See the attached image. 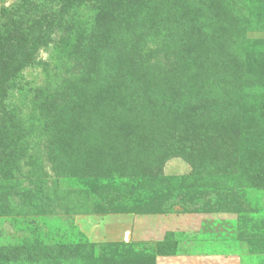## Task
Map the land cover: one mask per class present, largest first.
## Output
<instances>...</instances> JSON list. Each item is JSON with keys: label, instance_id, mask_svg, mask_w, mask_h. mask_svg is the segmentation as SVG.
<instances>
[{"label": "rangeland", "instance_id": "obj_1", "mask_svg": "<svg viewBox=\"0 0 264 264\" xmlns=\"http://www.w3.org/2000/svg\"><path fill=\"white\" fill-rule=\"evenodd\" d=\"M17 1L0 0V10ZM176 1L168 0L169 7ZM58 2L46 0V7ZM255 4L233 15L246 24L229 55L207 59V76L191 70L174 92L106 72L88 85L87 100L78 99L77 88L47 83L44 65H23L32 37L0 38V264H61L51 252L59 246H78L74 264H153L160 253L176 249L264 264V73L246 69L254 58L264 68V2ZM81 11L90 13L84 6ZM56 18L31 11L0 15V25L23 19L29 27L35 19ZM62 42L56 31L36 59L47 61ZM196 94L204 105L193 99ZM124 156L136 159L130 168L140 161L158 175L142 181L143 200L170 189L164 181L177 185L197 177L199 191L206 192L200 205L221 216H202L196 234L170 233L160 241L150 240L159 237L152 234L124 235L127 213L139 205L126 202L130 211L121 212L116 204L122 202L107 191L118 187ZM186 207L172 198L164 213L180 216L196 205Z\"/></svg>", "mask_w": 264, "mask_h": 264}, {"label": "trees", "instance_id": "obj_2", "mask_svg": "<svg viewBox=\"0 0 264 264\" xmlns=\"http://www.w3.org/2000/svg\"><path fill=\"white\" fill-rule=\"evenodd\" d=\"M256 1L264 2L198 0L192 3L191 0H177L169 7L168 0H61L46 7V0H19L2 7L0 15L21 16L45 10L58 18L35 19L29 27L22 24L23 19H8V25H0V38L14 33L32 37L34 44L23 65H44L47 68V83L57 82L60 89L69 86L77 88L74 95L78 99L87 100L90 97L88 85L106 72L116 74L117 80L174 92V89L182 87L191 70L198 78L203 74L207 76V59H224L229 55L233 41L242 31L240 26L243 28L246 24L245 19H233V15L247 10L250 3L258 4H255ZM83 6L90 9L89 14L82 13ZM261 11L264 12V7ZM56 31L62 32L63 40L61 45H55L56 54L47 61H38L35 56L38 49L48 46ZM246 69L259 76L264 73L259 58L248 62ZM112 91L109 87L108 92ZM193 99H200V105H204L206 100L202 94H196ZM195 108L192 107L190 114ZM89 147L91 144L85 146L86 149ZM124 157L119 163L123 167L117 168L119 171L115 175L119 180L115 181L118 187L115 191L107 190L117 202H122L116 204L117 210L129 212L125 203L133 200L136 206L139 205L133 210L136 213H164L167 212L165 203L172 198H180V203L186 208L196 205L192 211L188 209L186 212H213L200 205L206 192L199 191L198 187L202 184L198 183L196 176H203L204 172H193L195 180L184 177L177 185L172 179H162L170 189L157 190L159 194L154 200H143L144 196H138L144 192L142 181H157L158 175L155 176L149 169L151 164L143 168L140 161L136 169L130 168V163H135L136 159ZM167 158L163 159V163ZM162 181L158 184L161 185ZM149 189L151 191L153 187ZM176 250L159 255L176 254ZM51 252L61 264H74L80 254L78 246L54 247ZM153 264H156L155 259Z\"/></svg>", "mask_w": 264, "mask_h": 264}, {"label": "crops", "instance_id": "obj_3", "mask_svg": "<svg viewBox=\"0 0 264 264\" xmlns=\"http://www.w3.org/2000/svg\"><path fill=\"white\" fill-rule=\"evenodd\" d=\"M129 224L122 228L124 235L131 234L140 239L147 235L159 237L150 240H163L170 233L196 234L201 232L202 216H215V213H184L180 216L175 213H127ZM221 216V214H217ZM244 256L227 255L219 253L202 254L199 252L176 253L159 255L156 264H246Z\"/></svg>", "mask_w": 264, "mask_h": 264}]
</instances>
